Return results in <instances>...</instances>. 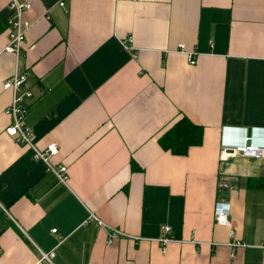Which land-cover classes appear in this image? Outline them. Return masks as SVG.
I'll use <instances>...</instances> for the list:
<instances>
[{
	"label": "crops",
	"instance_id": "1",
	"mask_svg": "<svg viewBox=\"0 0 264 264\" xmlns=\"http://www.w3.org/2000/svg\"><path fill=\"white\" fill-rule=\"evenodd\" d=\"M19 1L32 5L25 120L38 149L58 145L49 161L67 180L5 132L0 0V264H50L40 249L53 264H264V157L235 151L246 137L264 146V0ZM182 117L203 142L174 155L158 138ZM90 212L130 237L107 244ZM165 224L179 240L162 251Z\"/></svg>",
	"mask_w": 264,
	"mask_h": 264
},
{
	"label": "built area",
	"instance_id": "2",
	"mask_svg": "<svg viewBox=\"0 0 264 264\" xmlns=\"http://www.w3.org/2000/svg\"><path fill=\"white\" fill-rule=\"evenodd\" d=\"M9 15L6 19V32H7V44L4 47V51L13 54L14 56V71L5 78L2 83V89L9 91L11 99L9 104L4 109L5 115L8 116L10 122L5 128L6 134L12 138V140L20 145L28 147L32 151L34 159L44 162L47 170L53 173L59 181L65 182L67 180V167L65 165H54L49 159L54 157L59 152V147L56 143L52 142L47 144L44 149H38L35 144V134L30 125L27 124L25 117L28 109V102L33 96V91L28 85L27 73L19 69V62L24 53L25 34L31 27L32 22L26 17L27 11L32 7L29 1L9 0ZM63 5V2L60 3ZM130 42V41H129ZM128 41L122 40L121 46L125 50H130L131 45ZM179 48L182 49L181 44ZM188 60L190 64L195 63L194 54L188 53ZM235 151L242 154L245 157L250 158H263L264 146H256L251 143V138L246 137L245 143L237 146ZM225 203L217 201L214 206L215 218L218 223H228V211L223 208ZM89 219H95L98 224L102 225L106 229V243L111 244L122 236H129L128 233L119 229L114 225H110L100 219L95 213L90 212L88 218L84 221L88 222ZM57 227H52L51 231H56ZM164 234L152 238L156 240L160 245L162 251H165V246L169 241H178L179 239L171 232V225H162ZM132 238L137 239L134 235ZM232 246L243 245L240 241H230L228 243ZM259 247L264 250V241L259 244ZM54 255V249L44 251L40 249V258L52 263V257Z\"/></svg>",
	"mask_w": 264,
	"mask_h": 264
},
{
	"label": "trees",
	"instance_id": "3",
	"mask_svg": "<svg viewBox=\"0 0 264 264\" xmlns=\"http://www.w3.org/2000/svg\"><path fill=\"white\" fill-rule=\"evenodd\" d=\"M203 131L202 125L182 117L158 138V143L163 150L174 155H186L190 147L202 144ZM247 184L259 186L262 183L249 178Z\"/></svg>",
	"mask_w": 264,
	"mask_h": 264
},
{
	"label": "rangeland",
	"instance_id": "4",
	"mask_svg": "<svg viewBox=\"0 0 264 264\" xmlns=\"http://www.w3.org/2000/svg\"><path fill=\"white\" fill-rule=\"evenodd\" d=\"M32 91H33V90H32ZM32 98H35V93H34V92H33V96H32ZM32 98H31V99H32ZM31 99H30V100H31ZM30 100H29V101H30Z\"/></svg>",
	"mask_w": 264,
	"mask_h": 264
}]
</instances>
